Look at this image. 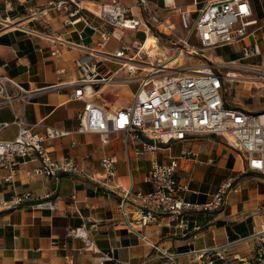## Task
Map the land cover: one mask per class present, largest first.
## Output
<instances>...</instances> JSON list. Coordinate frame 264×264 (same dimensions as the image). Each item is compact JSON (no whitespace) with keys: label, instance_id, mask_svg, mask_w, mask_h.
I'll list each match as a JSON object with an SVG mask.
<instances>
[{"label":"crops","instance_id":"crops-1","mask_svg":"<svg viewBox=\"0 0 264 264\" xmlns=\"http://www.w3.org/2000/svg\"><path fill=\"white\" fill-rule=\"evenodd\" d=\"M60 1L67 2L62 9L49 8L50 3ZM76 1L80 13L73 16L77 6L70 0H0V77L14 79L32 94L25 102L0 105V125L10 124L0 132V141L17 138L19 129L13 122L15 114L23 110L26 122L38 133H43L45 127L72 133L48 143L55 158L73 157L82 171L94 176L101 172L104 157L115 156L117 176L108 188L81 176L38 177L33 175L40 164L36 159L23 163L12 179L9 169L1 170L3 200L11 201L26 193L35 198L49 196L57 201L59 210H36L33 203L0 209V264H156L158 252L128 231L119 215L121 196L131 183L144 193L153 190L146 178L155 158L161 163L178 160L177 177L187 187L183 197L192 204L209 202L228 179L235 181L236 190L223 211L163 215L143 228L142 234L151 243L181 254L179 264H194L196 253L205 250H227L230 260L251 256L256 245L252 235L264 219L258 211L264 202V178L249 172L242 157L221 139L202 135L173 142L169 149L157 153L139 154L141 139L113 134L104 144L99 135L78 133L85 103L73 99V94L83 78L81 66L96 68L94 80L105 79L102 84H94V88L101 86L100 93L109 90L121 95L128 72L107 55L115 54L122 46L142 45L157 30L168 38L177 31L181 34L178 39H182L186 34L180 12L164 9L163 0H149L147 11L138 6V0ZM112 1L130 9L142 25L138 31H126L123 41L113 40L101 50L99 33L105 24L94 14L97 8L93 6ZM206 1L177 0V6L192 18L198 16ZM249 1L252 20L257 23L248 27L243 42L208 49V60L213 65L235 63L264 71V0ZM168 25L174 27V32L167 29ZM245 47H257L260 54L245 60ZM225 102L253 112L244 101L225 98ZM187 152L196 156L183 157ZM137 210V205H129L131 213ZM92 225L96 228L90 229ZM83 226L89 229L94 243L91 249L70 235Z\"/></svg>","mask_w":264,"mask_h":264},{"label":"built area","instance_id":"built-area-1","mask_svg":"<svg viewBox=\"0 0 264 264\" xmlns=\"http://www.w3.org/2000/svg\"><path fill=\"white\" fill-rule=\"evenodd\" d=\"M70 2L77 6L73 16L78 15L80 8L77 1ZM163 3L167 11H178L181 14V23L186 31V36L179 39L181 56L190 47L193 37H196L203 49L232 45L243 42L247 37L248 27L257 23L252 20L253 9L249 0H207L194 20L180 10L177 0H163ZM66 4L65 1L50 3L49 8L60 10ZM138 6L147 11L149 0H138ZM93 7L97 8L94 14L105 24V28L99 33L98 46L101 50L106 49L113 40L123 41L126 31H138L142 25L130 9L117 1ZM167 29L173 32L175 30L171 25ZM141 52L142 45L134 44L131 47L122 46L115 54L107 55L110 59L118 60L121 67L127 70L128 75L122 82L126 85H137L132 103L118 111H112L92 100L94 84H102L105 79L94 80L96 68H92L94 71L88 64L81 66L83 78L76 84L73 94V99L85 103L78 133L99 135L104 144L108 143L113 134L141 139L143 143L139 154L157 153L162 149H169L173 142H185L192 137L211 135L236 151L245 161L249 172L264 178V112H249L228 106L224 98L227 81L240 80L237 77L230 78L232 73H255L259 78L254 81L264 87V71L231 63L221 66L198 65L176 72L175 68L166 69L163 64L153 67V72L138 77L139 70L144 69L136 64ZM190 52L198 55L196 48ZM259 54L257 47L244 49L245 60ZM31 95L14 79L0 77V105L22 103ZM13 124L19 129L17 138L14 141H0V171L9 169L12 173L10 179L17 174L23 163L33 159L40 162L33 171V175L38 177L81 176L108 188L117 176L118 160L115 156L104 157L100 162L101 172L94 176L82 171L73 157L55 158L48 143L69 137L72 134L70 132L45 127L43 133H38L26 122L23 110L15 114ZM9 126L10 124L0 125V132ZM190 154L196 156L187 152L183 157ZM178 168L177 159L161 163L155 158L146 178L147 183L153 185V190L144 193L135 190L131 183L121 196L119 215L122 225L158 252L156 264H179L182 255L151 243L142 234L143 228L153 225L163 215H183L191 211H223L230 195L236 190L235 181L228 179L220 185L209 202L204 205L192 204L183 197L187 187L177 177ZM26 203H33L36 210H59L57 201L49 196L35 198L26 193L16 195L11 201L0 197V209L4 210L15 209ZM131 203L138 207L135 213L129 211ZM258 211L264 218V202L258 207ZM95 228L96 225L90 227ZM70 235L81 239L87 249L94 246L89 229L85 226L72 230ZM252 240L256 245L249 257H234L230 260L227 250H205L196 253L194 264H264V219L259 230L252 235Z\"/></svg>","mask_w":264,"mask_h":264},{"label":"rangeland","instance_id":"rangeland-1","mask_svg":"<svg viewBox=\"0 0 264 264\" xmlns=\"http://www.w3.org/2000/svg\"><path fill=\"white\" fill-rule=\"evenodd\" d=\"M196 17L197 16L194 15L191 19L194 20L196 19ZM161 30L167 31L165 27H162ZM129 32L130 31H127V33ZM152 34L150 33L149 36L157 41L158 48L160 47V50H158L157 48H151V52L156 51L153 56H150L151 58L148 56L150 55L148 51L141 52L140 58L138 57L136 60V64L139 66H150L149 64H153L155 66L163 65L165 62H171V60H174L178 57H180L179 61L172 66V68L176 69V72L183 71L182 69L184 68L213 64L212 60H208L210 58V52L207 51L208 49L202 48L196 37L192 38V40L190 41V47L187 48L184 51V54L181 56V46L178 39V36H181V34L179 32L176 31L175 35L172 34L169 38L168 36L161 34L158 30L154 31ZM167 34L170 33L167 32ZM194 48H196L198 55H196L195 53L191 54L192 52L190 51H193ZM134 55L136 54L134 53ZM113 66L116 68L118 67L116 65ZM139 71L140 72L137 75L138 77L146 75L148 73V71L145 69H140ZM236 73L238 74L237 78H239L240 80L227 81L225 85L224 97L227 98L230 102H234L235 99L237 101H244L246 107L253 112H264V87L261 85V83L256 81L252 84L243 81L244 79H249V76H254L256 74L243 71H236ZM258 78L255 79L258 81ZM125 87V90L121 93V95L115 94L114 91L109 90H104L100 93L99 91L101 89V86L95 87V95L93 97V100L99 105L106 106L108 108H114L115 110L122 107H127L133 101V93H136L137 85L131 84L130 88L128 87V85H126Z\"/></svg>","mask_w":264,"mask_h":264},{"label":"bare ground","instance_id":"bare-ground-1","mask_svg":"<svg viewBox=\"0 0 264 264\" xmlns=\"http://www.w3.org/2000/svg\"><path fill=\"white\" fill-rule=\"evenodd\" d=\"M151 48H157L158 50H160V47L158 48L157 41L149 36L147 38V40L142 43V52L143 51H148L150 53V56H153L154 53H156V51H152L151 52L150 51ZM179 58L180 57H178V58H176L174 60H171V62H167V63L165 62L164 65H166L165 66L166 69L172 68V66L175 65L179 61ZM149 65L150 66H145V67L143 66L144 69L147 70L148 72H153L154 71L153 67H156V66L153 65V64H149ZM236 77H238V75L236 73H232L230 75V78H236ZM249 79H252V78H249ZM249 79H244L243 81H245V82H247L249 84L255 83L254 79H252V80H249Z\"/></svg>","mask_w":264,"mask_h":264}]
</instances>
